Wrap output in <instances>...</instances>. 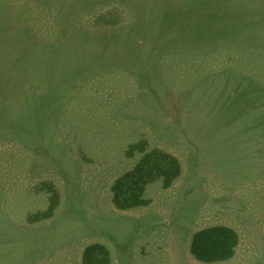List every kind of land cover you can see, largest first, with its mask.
Listing matches in <instances>:
<instances>
[{
    "label": "rangeland",
    "instance_id": "rangeland-1",
    "mask_svg": "<svg viewBox=\"0 0 264 264\" xmlns=\"http://www.w3.org/2000/svg\"><path fill=\"white\" fill-rule=\"evenodd\" d=\"M81 1L0 0V264H264V0ZM139 143L180 173L121 210ZM215 224L235 253L201 262Z\"/></svg>",
    "mask_w": 264,
    "mask_h": 264
},
{
    "label": "trees",
    "instance_id": "trees-1",
    "mask_svg": "<svg viewBox=\"0 0 264 264\" xmlns=\"http://www.w3.org/2000/svg\"><path fill=\"white\" fill-rule=\"evenodd\" d=\"M91 0H88L89 2ZM70 7L72 14L79 8L81 0ZM159 12L160 21L171 25V18L180 20L177 8L163 6ZM158 8V9H160ZM169 21L171 23H169ZM169 23V24H168ZM142 156L132 169L118 176L111 184V200L121 210L144 205L148 202L143 197L145 187L157 178L162 179V186L168 187L180 173V164L175 156L158 148L145 150L143 143L135 144ZM51 207V206H50ZM50 215V212L44 213ZM239 242L235 229L225 224H215L196 230L191 237L189 252L201 262H217L231 258ZM82 264H109L110 253L101 243H91L82 250Z\"/></svg>",
    "mask_w": 264,
    "mask_h": 264
}]
</instances>
